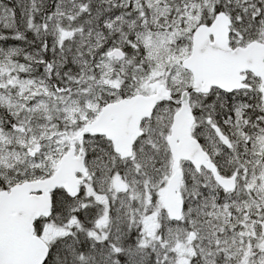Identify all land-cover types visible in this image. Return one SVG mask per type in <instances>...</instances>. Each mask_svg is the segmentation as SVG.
Segmentation results:
<instances>
[{"label": "snow or ice", "instance_id": "1", "mask_svg": "<svg viewBox=\"0 0 264 264\" xmlns=\"http://www.w3.org/2000/svg\"><path fill=\"white\" fill-rule=\"evenodd\" d=\"M0 264H264V0H0Z\"/></svg>", "mask_w": 264, "mask_h": 264}]
</instances>
